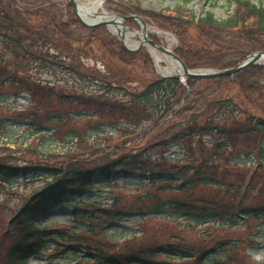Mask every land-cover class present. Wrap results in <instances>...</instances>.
Returning <instances> with one entry per match:
<instances>
[{
  "label": "trees",
  "instance_id": "1",
  "mask_svg": "<svg viewBox=\"0 0 264 264\" xmlns=\"http://www.w3.org/2000/svg\"><path fill=\"white\" fill-rule=\"evenodd\" d=\"M227 1L234 12L224 20L212 12L197 18L179 10L164 14L133 8L177 38L175 52L189 69H227L264 52V5ZM95 46L105 72L84 70L82 58L95 54ZM151 65L144 49L129 52L105 26H83L66 3L0 0V95L7 89L15 96L31 97V110L20 117L39 131L54 128L56 136L79 140L78 129H65L78 118L96 123L90 126L96 131L126 128L124 139L114 147L63 154L59 166H13L0 160V177L52 179L15 214L17 243L7 252L6 264H28L43 251L45 241L37 224L50 217L55 207L65 206L69 197L82 198L98 175L106 181L120 176L150 181L154 189L137 198L134 211L171 212L196 226L219 223L230 229L238 226L239 218L243 223L264 218V64L233 77L189 78L186 85L176 77H156ZM55 66L93 83L97 90L67 89L34 77V70ZM137 72L149 75L141 90L127 86L142 83ZM145 124L149 128L138 134ZM148 136L153 139L146 148L129 149L137 138ZM178 147L183 156L180 151L169 156ZM113 150L117 156L106 157ZM251 157L257 160L252 168L241 163ZM167 192L177 195L162 198ZM125 207L111 210L90 204L83 216L91 213L90 220L104 225V219L127 212ZM241 242L156 244L128 253H106L97 247L87 252L102 264H169L157 260L167 255L179 260L177 264H248L246 257L230 252ZM80 247L70 248L79 252Z\"/></svg>",
  "mask_w": 264,
  "mask_h": 264
},
{
  "label": "rangeland",
  "instance_id": "2",
  "mask_svg": "<svg viewBox=\"0 0 264 264\" xmlns=\"http://www.w3.org/2000/svg\"><path fill=\"white\" fill-rule=\"evenodd\" d=\"M56 3H65L67 0H51ZM253 3L264 5V0H250ZM133 7H140L141 10L153 12H163L167 14L172 11L179 10L184 14H193L196 17H202L207 12H212L217 19L224 20L233 12L234 8L228 4L227 0H112L104 4V10L110 14L130 15L128 9L134 10ZM100 11V12H102ZM135 11V10H134ZM151 38L158 44L169 47L171 50L177 48V40L175 36L163 29H160L153 21L145 20ZM125 20V30L127 33L140 32V25L131 20L132 23ZM154 30H160L165 35L151 34ZM194 37L196 33L192 31ZM170 36V39L166 37ZM134 41L140 42L141 36L136 35ZM96 52L89 58H82L85 65V72L96 68L103 72L106 71L102 56L95 46ZM144 49L151 59L152 70L154 75L162 76L155 66V60L151 52V47L144 46ZM167 66L166 63H163ZM90 71V72H91ZM34 77L52 84H57L63 88L73 89L87 93L95 92L97 87L88 81H85L65 70L54 67L42 68L33 71ZM132 70L128 71L131 73ZM142 83L136 82L130 86L131 89L141 90L149 75L137 72ZM152 76V75H151ZM59 81V82H57ZM5 94L0 95V160L13 166L31 165L35 163L51 164L59 166L64 160L63 153L78 154L85 149L99 146L108 147L121 143L124 139L122 130L107 128L105 130H92L90 126L96 123L89 119H77L68 124L67 130L78 129L81 132V140L71 135L56 136L55 129L39 131L35 126L26 124V121L20 117V114L27 113L32 108L31 97L29 95L20 94L15 96L4 90ZM23 119V120H22ZM21 120V121H20ZM150 124L143 125L138 134L144 133ZM141 138V140H140ZM129 149L134 151L139 148H146L152 137H140ZM208 141V140H207ZM181 147L173 148L169 156L179 152ZM174 151V153H173ZM106 157L112 158L114 150ZM48 155H56L50 159ZM178 155L183 156L181 151ZM117 154L114 156L116 157ZM62 158V159H61ZM176 158V157H174ZM184 160L185 157H181ZM255 157L241 160L242 164H247L252 168ZM252 161H254L252 163ZM52 179L50 177H29L25 179L19 177L16 179H8L5 175L0 177V264H6L7 252L10 247L17 243L16 236L13 234L12 220L19 209L27 202V200L36 192L41 190ZM154 188L148 182L141 181V178L134 177L125 179L120 176L110 181H106L101 176L94 179L93 187L87 191L82 198L78 196L66 199L65 206H57L52 211L50 217L38 223L40 236L46 240V246L43 251L35 254L28 264H100L90 251L87 252L86 246L80 249V252L71 254L72 251L64 247L67 241H61L60 238L65 236L77 235L79 231L86 232L96 231L98 234L82 235L86 238L84 241L91 247H99L106 253L125 252L135 250L139 247H147L156 244H178L186 242L195 244L201 242L204 246H210L219 241H228V245H234L241 242V247L231 250V255L246 257L248 264H264V218L251 220L250 223H243L240 218L237 219L238 226L227 228L219 223L202 224L196 226L195 222L187 221L185 218L176 219L175 213L164 212H140L135 210L134 202H138L137 198L143 196ZM146 192V193H145ZM177 193L167 192L161 194L164 199L171 198ZM93 202L99 203L104 209H117L119 207L128 208L126 213L115 217L102 225L101 220H90V214H85L86 205ZM130 207V208H129ZM130 209V210H129ZM133 210V211H132ZM243 216V215H241ZM77 231V232H76ZM38 236V235H37ZM245 243H244V242ZM114 247H117L114 249ZM64 250V251H62ZM66 250V251H65ZM89 254V255H88ZM174 255V253H172ZM224 255V254H223ZM160 256L158 261H166L169 264H177L174 258ZM92 259L93 261H89Z\"/></svg>",
  "mask_w": 264,
  "mask_h": 264
},
{
  "label": "water",
  "instance_id": "3",
  "mask_svg": "<svg viewBox=\"0 0 264 264\" xmlns=\"http://www.w3.org/2000/svg\"><path fill=\"white\" fill-rule=\"evenodd\" d=\"M69 4L72 6L74 12L78 16L80 22L90 28H94L101 25L106 26H116L118 21L116 18H121L123 21L121 22V25L123 29L119 30L117 33L120 36L121 42L123 43V46L128 49L129 51H137L139 48L150 45L151 47L159 50L160 52L171 56L182 68L183 73L179 74L178 77L181 78L183 81H186L188 78H201V79H208V78H220V77H229L234 76L240 72L245 71L247 68H249L252 65L264 63V52H258L255 54H252L249 56L246 60L241 62L237 67L231 68V69H225V70H214V69H200V70H190L186 67L184 62L175 54L174 51L170 50L169 48H166L160 44H158L156 41L152 40L148 36L147 28H146V22L138 15L134 13L133 10L128 9L129 13L131 14L130 18L137 20L140 23L141 30H142V36L143 41L137 46V48H129L125 44V36L126 32L124 30L125 22L124 20L127 17L120 16V15H113L114 20L111 21H96V22H87L83 20L80 16L78 4L76 3V0H68ZM108 1V0H106ZM103 16H106L105 14H102ZM167 77V76H165Z\"/></svg>",
  "mask_w": 264,
  "mask_h": 264
},
{
  "label": "bare ground",
  "instance_id": "4",
  "mask_svg": "<svg viewBox=\"0 0 264 264\" xmlns=\"http://www.w3.org/2000/svg\"><path fill=\"white\" fill-rule=\"evenodd\" d=\"M76 3L78 4V9L80 16L83 20L87 22H96V21H111L114 20V16L106 14V16H103L100 11L104 10V1L103 0H76ZM121 24L117 23L116 26L112 28L113 32H116L118 30H121ZM149 31V29H148ZM156 34L158 35H165L160 30H154ZM138 32L133 33H126L125 36V44L131 48L139 45L140 43L134 41V37ZM168 39H170L169 35H166ZM152 55L154 57V60L156 61V65L159 69V71L166 75H172V74H182V68L181 66L169 55H165L162 52H159L158 50L151 49ZM163 63H166L167 66H164Z\"/></svg>",
  "mask_w": 264,
  "mask_h": 264
}]
</instances>
